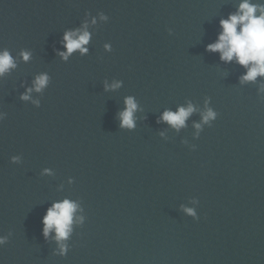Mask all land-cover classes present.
Here are the masks:
<instances>
[{
	"label": "water",
	"instance_id": "water-1",
	"mask_svg": "<svg viewBox=\"0 0 264 264\" xmlns=\"http://www.w3.org/2000/svg\"><path fill=\"white\" fill-rule=\"evenodd\" d=\"M240 2L0 0V264H264V77L208 51ZM190 104L179 130L162 121ZM65 199L61 254L42 220Z\"/></svg>",
	"mask_w": 264,
	"mask_h": 264
},
{
	"label": "clouds",
	"instance_id": "clouds-1",
	"mask_svg": "<svg viewBox=\"0 0 264 264\" xmlns=\"http://www.w3.org/2000/svg\"><path fill=\"white\" fill-rule=\"evenodd\" d=\"M258 13V14H257ZM95 23V20H93ZM222 32L220 33L217 42L208 46V51L220 53L221 60L226 63L235 61L240 66L247 69L246 74L241 77V82H255L257 77H264V0L259 3H253L252 0H241L238 10L231 14L228 19H223L220 22ZM87 24L84 25L83 31H68L64 35V47L66 52H60L59 55L65 60L75 51L80 50L81 54H85L87 49L84 45L89 43L90 34L86 30ZM24 61L30 59V53L22 52ZM15 62L9 51L5 50L0 53V76L8 73L14 68ZM48 76H38L34 82L35 91H42L48 84ZM119 84H113L112 87H119ZM33 89H28L31 93ZM23 100H28L29 95H23ZM126 109L120 114L121 127L129 130L135 129L134 113L137 110V103L134 98L128 97L125 100ZM195 109L190 104L187 109L181 107L177 113L166 111L162 115V121L166 122L179 130L185 126V121ZM216 113L209 110L204 116V122L215 120ZM3 119V117H0ZM200 128V125H196ZM19 158L13 157V162ZM78 204L63 200L55 202L47 209L42 223L44 225L43 235L50 238L55 232L54 239L58 242L61 254H66L68 248L63 241H66L73 230V217L78 210ZM194 220L199 221L200 216L192 209H185ZM9 243V237H0V246H5Z\"/></svg>",
	"mask_w": 264,
	"mask_h": 264
}]
</instances>
